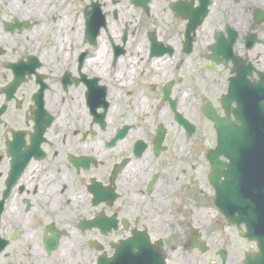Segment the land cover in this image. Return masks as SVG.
Here are the masks:
<instances>
[{
    "label": "flooded vegetation",
    "instance_id": "flooded-vegetation-1",
    "mask_svg": "<svg viewBox=\"0 0 264 264\" xmlns=\"http://www.w3.org/2000/svg\"><path fill=\"white\" fill-rule=\"evenodd\" d=\"M96 1V43L82 5L61 56L20 45L0 8V264H246L256 244L213 204L206 111L264 93V0Z\"/></svg>",
    "mask_w": 264,
    "mask_h": 264
},
{
    "label": "water",
    "instance_id": "water-1",
    "mask_svg": "<svg viewBox=\"0 0 264 264\" xmlns=\"http://www.w3.org/2000/svg\"><path fill=\"white\" fill-rule=\"evenodd\" d=\"M15 25H20V29L27 26L26 23ZM86 26L88 30L95 28L88 33L93 40L99 25L92 12ZM251 93L248 98L228 96L224 118L217 117L213 111L206 112L215 121L217 131V146L209 152L208 159L213 169L210 180L216 191L217 209L230 223H245L244 235L257 242L259 252L249 254L246 264H264V93L257 88ZM232 100L237 104L234 109L230 108ZM231 111L234 121L230 119ZM220 156L228 162L220 161Z\"/></svg>",
    "mask_w": 264,
    "mask_h": 264
},
{
    "label": "rangeland",
    "instance_id": "rangeland-1",
    "mask_svg": "<svg viewBox=\"0 0 264 264\" xmlns=\"http://www.w3.org/2000/svg\"><path fill=\"white\" fill-rule=\"evenodd\" d=\"M20 1V2H19ZM16 0V3L18 5V2L20 3V7L23 9V11L26 10V14H32V17H20V16H9V19L11 21V19L13 18H17L19 21H27L29 22L30 26L26 29H22V31H20V36L17 34L16 36L18 37V40L20 39V45H23L24 48L28 47L30 49H38V46H41V44H45L48 43V47L51 49L54 48V46H56L55 43V38H56V31H61L62 28L65 27H61L60 26V22L62 20L60 17H63V22L64 25L67 26L70 18L72 20H76V18L80 19V21L82 20L81 16H80V10H81V6L83 5H87L89 4L90 0H34L31 3L24 4L23 0ZM3 2H5V4H3ZM24 4V5H23ZM11 9L13 8L15 5H12L11 2H9V0H1L0 1V8L1 9ZM12 5V6H11ZM28 6V7H26ZM54 7V9L52 8ZM7 11V10H6ZM54 12V13H51ZM9 12V10H8ZM10 14V12H9ZM65 14L68 16L66 17ZM21 15V14H20ZM55 15H56V21L55 19ZM54 18V19H53ZM69 18V19H68ZM123 21V20H121ZM82 25H83V21ZM124 22V21H123ZM108 24L112 25V21H108ZM12 39V37H10ZM63 36L60 37V39H62ZM10 39V40H11ZM14 40H16V37H13ZM66 41H67V47L66 48H62L60 50V53L57 54L59 56H61V54L64 53L65 50L67 49H73L76 50L79 47V44H77L78 42H76L74 40V37L72 35L70 36H66ZM44 47V46H41ZM40 48V47H39ZM56 55H54L55 57ZM205 134L209 135L208 138V144L209 145H213L215 142V135L213 133V131L211 132H206Z\"/></svg>",
    "mask_w": 264,
    "mask_h": 264
},
{
    "label": "bare ground",
    "instance_id": "bare-ground-1",
    "mask_svg": "<svg viewBox=\"0 0 264 264\" xmlns=\"http://www.w3.org/2000/svg\"><path fill=\"white\" fill-rule=\"evenodd\" d=\"M1 1V0H0ZM19 1V0H18ZM34 0H23V3L24 4H27L28 5V3H31V2H33ZM9 2H11L12 3V5H15L13 8H11V9H8V7H7V12H8V10H9V12H10V14H9V12H8V14H9V16L11 15V16H20V17H23V18H26V17H32V14L30 13V14H26L27 12H26V10L25 11H23V9L20 7V1L18 2V5L16 4V3H14V2H16V0H9ZM23 4V5H24ZM11 5V6H12ZM26 7H28V6H26ZM53 9H54V7H52ZM5 8H4V10L2 9L1 11L4 13L5 11ZM51 13H54V12H52L51 11ZM21 14V15H20ZM65 16L66 17H68L66 14H65ZM61 19H59V20H62L61 22H60V26L61 27H65V28H62L61 29V31H56V38H55V43H56V46H54V48H53V52H56L57 54H59L60 53V50L62 49V48H66L68 45L66 44L67 43V41H66V36H70V35H72L73 37H74V40L76 41V42H78L77 44H79V47L78 48H80V46H81V44H82V42H81V39H82V34H83V29L82 28H84L83 27V25H82V22L80 21V19H78V18H76V20L74 19V20H72L71 19V17H69L70 18V21H69V23H68V25L67 26H65L64 25V22H63V17H60ZM68 18V19H69ZM55 21H56V15H55V19H54ZM61 36H63V38L62 39H60V37ZM72 49V48H71Z\"/></svg>",
    "mask_w": 264,
    "mask_h": 264
}]
</instances>
